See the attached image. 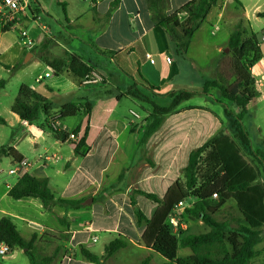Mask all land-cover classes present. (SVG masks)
Segmentation results:
<instances>
[{
  "label": "crops",
  "instance_id": "1",
  "mask_svg": "<svg viewBox=\"0 0 264 264\" xmlns=\"http://www.w3.org/2000/svg\"><path fill=\"white\" fill-rule=\"evenodd\" d=\"M188 1L190 0H168L165 13L167 15L171 14ZM112 2H116L115 7L109 17H106ZM235 2L239 4L240 10L244 14L243 17L247 20V16H245L247 13L246 8L237 1ZM55 3L62 10L63 24L60 17H56L55 20L56 25H60L61 27L54 28L51 25L43 24V21H47V19L52 20V17H50L42 0H31L28 13L20 15L19 20L9 30L2 32L0 26V60H3L2 63L5 67L17 64L19 66L17 69H13L14 71L30 65L36 69H40V71H44L46 68L51 70L40 57L46 55L50 58H63L65 53L68 52L78 55L91 68V71L103 74L108 79L107 84L113 79L119 81L120 84L112 83L113 86L110 85V89L92 90L91 92L78 95L74 92V88H60L57 84H48L42 87L40 85L38 88L32 85L20 84V86L27 85L36 90L47 98L54 107H58L63 103L79 105L87 102L90 104L89 114L79 113L84 117L82 122L76 123L69 128L64 124V121L75 117L73 116L60 119L59 123L62 128H67V131L79 126V137L83 135L87 125L85 143L89 147V150L83 158L85 160L95 158L96 163L90 166L92 169H89L85 174L87 177L85 178L84 176L85 181L83 180L80 183L75 179L73 174L65 183L62 181V192H60V195L58 197L54 196L55 200H81L79 207L65 208L59 204H54L49 210H46L38 198L12 199L8 196L9 190L7 189V184L9 182H6V184H3V188H0V219L2 217L9 218L22 238H24L22 233L28 238L32 234H36L37 238H39L47 229L57 233L67 232L69 238L65 242L62 241V247L70 251H73L79 244H85L88 239L93 243L97 242L98 237L96 233L102 232L108 233V237L102 242L103 248L112 239L120 236L126 239L128 244L117 252L132 248L134 251H144L146 254L145 258L152 257L153 251L144 247L139 242L144 227L136 224L129 197L118 193L141 190L155 193L159 197H162L167 188L180 177L179 170L186 166L188 153L192 149L199 147L218 133H224L231 138H233L232 135L234 134L231 133L230 135V132L223 128L224 118L220 115L219 110L213 107L210 108L206 104V101L205 103L178 106L172 114L163 119L159 128L145 140L132 133V126L140 117L132 109L128 110L130 120L122 126L113 117V114L122 98L129 99V95L124 94V91L126 92V89L132 86V84L146 89L149 86L155 87L158 89L155 92L161 95L177 91V89L183 86L178 80L181 75L180 65H178V62L173 57L174 55H171V53L177 56L180 55L175 52L174 45L163 28L154 26L145 0H77L74 2L70 0H55ZM226 4H228L227 0H217L216 4L211 7L200 27L192 35L187 51L182 56L185 59L188 58L193 63L197 62L198 53L192 51L195 38H198L196 41L199 45L198 47L201 49L200 55L209 53L207 49L210 40L206 37V23L209 26L213 24L209 32L211 36L219 33V31L223 30V27H228L225 33V40L216 41L213 45L217 55L210 60L214 65L207 68L212 78L203 79L199 89H201L204 81L217 79L218 63L222 60H227L234 75L239 77L233 68L234 54L238 52L237 50L229 51L227 41L238 20L242 19L238 18L236 14H230L227 15L226 20H223ZM249 9L255 18H264L257 17V13L264 11V0L254 2ZM36 13L41 16L39 24L46 27L44 31H41L31 21V17ZM87 19L90 23L89 29L93 33L90 35V38L88 36L83 39L79 36L78 31L86 26L87 22L85 21ZM21 30H26L30 37L34 38L33 45L29 50L24 49L19 41ZM251 32L247 31L248 34ZM91 38L94 41L91 42V47L98 50L99 53L107 52L109 54L108 68L104 65L102 67H105V69L102 70L98 66L101 64L89 57L91 53L86 41H90ZM75 40L79 42L77 49L73 45ZM256 40L262 57L249 68L250 70H253L264 62V49L261 47L264 42ZM83 45L86 46L83 49L85 56H81L77 52L78 49L82 51ZM56 47L62 49L61 56L52 53ZM226 49L227 52H225ZM247 52L245 49L243 57L238 53L239 58L244 61ZM146 54L152 57L153 62H150L146 58ZM45 74L48 73L45 72L42 78L49 77V75L45 76ZM57 75L74 78L67 72ZM38 76H41V74H37L34 77V82L39 84L40 80H36ZM75 81L81 88L94 87L93 85H82L76 79ZM208 95L205 98H209ZM220 98L221 101L217 100L213 103L222 105L223 99L221 95ZM238 111L239 108L231 112L235 114ZM9 112L4 117L0 116L4 120V124L9 125L8 119H11L13 123L21 127L30 125L21 121L11 110ZM132 113L136 114L137 117H134ZM119 124L122 126L121 128H119ZM36 128L43 131L37 126ZM123 132H126L127 135L120 137ZM51 137V140L38 136L33 137L31 139L33 154L30 158L17 150L15 144L19 138L16 137L9 147L13 148L22 156V160L28 163L26 173L37 178H46L48 186L53 193V177H65L66 171L74 165L77 156L73 153L74 144L71 141L56 140L52 134ZM63 146L68 147L69 156L63 160L64 163L61 166H58L60 159L64 157L61 154ZM40 149L42 150L41 152H39ZM142 154L150 155L154 163L153 167L145 162L141 156ZM135 155H137V162L132 163ZM117 157H120L122 160L121 169L116 175V181L122 184L121 189L116 188V184H109L110 182L107 181L108 176L106 175L108 164L116 160ZM98 158L102 160L101 163L97 161ZM12 162L15 164L13 159ZM50 172H54V175L50 176ZM108 189L114 190L116 194L105 198V196L103 197L104 193L101 195V192L108 191ZM89 196L92 197V202L94 199L97 200L98 205L83 203ZM135 202L147 218L152 216L156 208L155 203L145 199L141 195L136 197ZM87 216L88 218H86ZM14 219L21 221L20 228H17L13 222ZM186 228L190 232L192 230L194 233L197 232L194 231L195 229H191L190 226H186ZM110 234H114V236ZM54 247V245L47 246L44 252L51 255L54 252ZM182 250L183 256L191 254L188 248H182ZM60 254L61 252L49 264H94L84 260L82 256L79 257V260H72L70 256H63L60 260ZM102 255V252L98 254V256ZM149 264L151 263L149 262Z\"/></svg>",
  "mask_w": 264,
  "mask_h": 264
},
{
  "label": "trees",
  "instance_id": "2",
  "mask_svg": "<svg viewBox=\"0 0 264 264\" xmlns=\"http://www.w3.org/2000/svg\"><path fill=\"white\" fill-rule=\"evenodd\" d=\"M154 26L161 27L174 45L175 52L185 55L189 41L194 32L200 27L217 0H190L180 8L166 14L168 0H145ZM116 2H112L106 14L109 17ZM257 17H264V11L257 13ZM1 26L2 32L10 29ZM247 31L241 24H236L227 41L229 51L237 50L243 57L246 49L248 55L244 58V66L249 69L258 60L262 53L255 35ZM114 54V53H113ZM40 59L57 75L67 72L78 83L91 72V68L74 53L66 52L63 58H50L42 55ZM14 65L12 69H17ZM218 77L214 80L204 81L200 90H179L167 93L171 99L167 107L152 105V111L146 118V125L142 139H147L161 125L164 117L196 95H208L211 90L217 89L223 100L235 104L239 111L235 113L237 124L234 137L218 133L199 147L192 149L187 156L186 166L166 190L162 197L155 193L141 190L132 191L156 204L150 218L136 206L133 196L129 199L133 208L135 222L143 226L140 244L151 249L165 259L162 264H249L259 251L256 246L264 241V181L258 182L259 172L243 157L241 148L249 149L248 133L241 123L246 106L255 98L253 79L242 80L234 75L227 60L218 63ZM231 81V82H230ZM150 90H158L149 86ZM12 113L28 124H35L39 129H46L56 140L65 141L68 133L62 129L54 132L50 129L48 118L56 113L60 119L76 116L79 113L89 114L90 104L79 105L63 103L54 107L47 98L33 88L21 85L10 106ZM40 117L44 123L39 124ZM0 117V124H4ZM39 124V125H38ZM80 127L73 129L78 135ZM87 125L83 135L74 145L73 153L84 157L89 150L85 143ZM1 152L12 157L15 163L22 160V156L13 148L0 149ZM216 194V198H213ZM8 196L18 200L22 198H38L44 209L49 210L54 204L65 208H77L81 200L54 199L46 178H37L28 173L23 174L9 189ZM192 199L193 202L184 207L180 216L185 221H201L208 230L205 232H190L187 228L173 233L168 225V217L180 201ZM234 200L238 217L233 218L235 226L228 221L216 219L215 215L228 200ZM67 232H54L45 230L37 238L32 234L28 240L22 238L12 221L7 217L0 219V243H5L10 250L21 249L27 256L30 264H49L55 256L63 250L64 256H74L75 250L63 248L62 241H67ZM36 243L43 244V248L54 245L51 255L40 257ZM128 241L117 236L104 246V254L97 256L87 249L79 246V254L86 261L94 264H104V260L114 255L118 250L125 248ZM188 248L191 254L178 256V249ZM45 249V248H44ZM44 249L42 252H44ZM264 250V248H263ZM150 258H144L140 264H149Z\"/></svg>",
  "mask_w": 264,
  "mask_h": 264
},
{
  "label": "rangeland",
  "instance_id": "3",
  "mask_svg": "<svg viewBox=\"0 0 264 264\" xmlns=\"http://www.w3.org/2000/svg\"><path fill=\"white\" fill-rule=\"evenodd\" d=\"M42 1L44 2V5L46 6V10L49 12L50 17H52V20L47 19V21L46 20L43 21L44 22L43 24L51 25L54 28L61 27L60 25L59 26L56 25V22H55L56 17H60L61 23L63 24V15H62L61 7L56 5L55 0H42ZM70 1L74 2L77 0H70ZM235 1H237L238 3H240L242 6L246 8L247 13L245 16H247V20H245V18L243 17L244 14L240 10L239 4H237ZM260 1L261 0H227L228 4H226L224 7V12H223L224 19L223 20H226L227 15L236 14L238 18L242 19V20H238V23L241 21V24L244 27V29H246L248 32L252 31V33L256 36V39H258L260 42H264V18H255V16L252 14L251 10L249 9L250 6L254 2H260ZM40 17L41 16L36 13L34 14L33 17H31V21L33 22V24L39 27L41 31H44L46 27L44 25L39 24ZM85 22H87L86 26L78 31L79 36H81L83 39H85L88 36L90 38V35L93 33V31L89 29V26H90L89 20L87 19ZM205 25L207 27L206 37L210 40L209 47L207 49L209 53H207L206 55H200L201 49L200 47H198L199 45L197 44V41H196L198 38H195V42H194L195 44L192 48V51H196L198 53L197 62L193 63L188 58L185 59L182 56H177L171 53V55H174L173 56L174 59L178 62V65H180V68H181V75L179 76L178 80L183 84V86L177 89V91L179 90H200L199 87L201 86L203 79L212 78L211 77L212 75L207 68L209 66L212 67L214 65V63L212 64L210 60L214 56L217 55L213 45L216 43V41L225 40L224 39L225 33L228 27L227 26L223 27V30L211 36L209 32L211 28L213 27L212 26L213 24L209 26V24L206 23ZM248 35L249 34L247 33L246 37H248ZM86 42L89 44V45L87 44V47H89V51L91 53V55L89 54V57L96 62L98 61L99 64H101L98 66H100L99 68H101L102 70L105 69V67H102L104 65L107 66L108 68L109 54L107 52L99 53L98 50L91 47L92 45L91 42H94L92 41V38L90 41L88 40ZM78 43L79 42L77 40L73 42V45L76 46V49H77V46L79 47ZM85 47L86 46L83 45L82 51L78 49L77 52H79L78 53L79 55L85 56L84 50H83ZM261 47L262 49H264V44ZM52 53L57 54L58 56H61L62 49L60 47H56L53 49ZM247 55H248V52L246 56ZM2 61L3 60H0V116L1 117L2 116L4 117L7 112L10 113L9 106L13 102V99L18 92V89H19L18 87L22 83L27 84V85H32L35 88H38L40 85L42 87L48 84H57L60 88L72 87L75 89L74 92L76 93V95L84 94L86 92H91L92 90L94 91V90H99V89L100 90L108 89L110 85L113 86L112 83L120 84L119 81H117L116 79H113L112 81H110L111 84L110 83L107 84L106 82L108 81V79L103 74L95 72L100 76V81L97 83L91 84L94 86L93 88L92 87L81 88L76 84L75 79L71 78V76L68 77L65 75H61V76L54 75L52 71L47 68L44 69V71H40V69H36L32 65L28 67L26 66L24 68L22 67L21 69L14 71L12 69L13 65L10 67H5ZM233 68L239 77L245 80L248 78H252L254 81L253 89L256 95H255L254 100L251 101L246 106L247 112L244 114V117L242 120L243 128L248 133L249 138L251 140V146L249 149L242 147L241 152H242L243 157L246 159V161L257 169L260 175L258 182L262 183L264 181V142H263V138H264V62L263 64H259L258 66H256L253 70H250V69L245 68L244 61L241 60L239 58L238 53H236L234 54V58H233ZM45 72L48 73L49 77H43L39 81L40 82L39 84L35 83L34 77L37 74H41V76H44ZM155 91L146 89V88L136 87L135 84H132V86L126 89V92L124 91V94L129 95V99L124 97L120 100L118 107L114 111L113 117L116 118V120H118L123 126L125 123H128V121L130 120V115L128 113V110L132 109L135 113L139 114L140 116L138 118V121L134 123L132 126L133 128L132 133L142 137L143 131L146 125V118L152 111V105L156 104L160 107H167L171 101V99L169 98L167 94L161 95ZM205 96L206 95L203 96V94L193 96L189 100L183 101L178 106L205 103L206 101V104L209 105L210 108L213 107L219 110L220 115L222 116V118H224L223 128L227 129L230 132L229 133L230 135L231 133L235 134L237 119L235 117V114H233L231 111L238 110V107L233 103L225 102V100H223L222 105H218V104L216 105L215 103H213L214 101H217V100L221 101L220 93L219 91H217V89H213L210 92V94L208 95L209 98H205ZM170 114H172V112ZM170 114H167L164 117V119L167 118L168 115ZM52 115H56V113ZM83 118L84 117L82 114H77L75 117L65 120L64 124L67 125L69 128H71L76 123L82 122ZM43 121H44V118L40 117V120L38 123L39 124L44 123ZM8 124L9 125H6V124L0 125V149L1 148L7 149L9 146H11L12 141L17 137L19 138L17 139V142L15 144L17 150L25 154L28 158H30L33 154L32 152L33 145L31 143V139L33 137L38 136L40 138L49 139V140H51L52 138L51 134L48 131H45L46 129H41L43 131H40L36 128L34 124L25 125L24 127H21V126L16 125V123H13L11 119H8ZM45 125H49V122L48 124H45ZM122 126H120L119 124V128H121ZM63 129L67 131V128L64 127ZM68 131L73 132V129H69ZM121 132H122V129H121ZM126 135H127L126 132H123L120 137H124ZM232 136L234 137V135ZM69 141H72V140H69ZM41 151L42 150L40 149L39 152ZM61 154L64 157L63 159H60L58 166H61L64 163L63 160L67 156H69L68 147L63 146V148L61 149ZM141 156L144 158L145 162L148 163L149 166L153 167L154 163L152 159L150 158V155L142 154ZM141 156L139 155V157ZM97 161H99L100 163L102 162V160H99V158L97 159ZM136 162H137V155H135L134 161L132 163H136ZM95 163H96L95 158L85 160L83 157L77 156L74 162V165L68 171H66L65 177L64 176L53 177L52 185L54 189L52 191H53L54 196L58 197L60 195V192H62L61 190L62 181H64L65 183L67 179L73 174H74L75 179L79 181L80 183L83 180L85 181V178H87L85 174L87 173L89 169H92L90 166H93ZM121 163H122V160L120 159V157L119 158L117 157V159L114 160L113 162H110L106 168L107 170L106 175L108 176L107 181L110 182L109 184H116V188H119V189L122 188V184L119 181H116L117 180L116 175L119 173L121 169ZM14 167H15V164L12 162L11 157L5 153H2L0 150V188H3L4 186L3 184L4 183L6 184V182L14 183L16 181V176L10 175L8 173V170ZM181 171L182 169L179 170V176H181ZM49 175L53 176L54 172L52 173L50 172ZM54 180L56 181L54 182ZM102 194H103V197L105 196V198H108L110 195H114L116 193L114 190L108 189V191L101 192V195ZM118 194L126 196V197H129L131 194L134 200H136V197L138 196V194H134L133 192H125V191L119 192ZM91 200H92V197L89 196L83 201V203H88L89 205H92V204L98 205L97 200L94 199L93 202ZM191 201L192 199H189V202ZM181 211L182 209L179 210V216H180ZM238 216H239V213L237 211L235 202L232 199L228 200L223 205V207L219 210V212L215 215L216 219L221 220V221H228L232 224V226L236 225L235 222H233V218L238 217ZM86 218H88V216ZM13 222L16 224L17 228H20V225L22 224L21 221L14 219ZM180 223L183 224V228L178 227L176 231H173V229L171 228L173 233H178L180 229L183 230L186 228V226H190L191 229H195L194 231H197V232H204L208 230V228L204 224H202L201 221H196V222L185 221L184 219H182L181 216H180ZM22 234L25 239L27 240L29 239L27 236L24 235V233ZM96 235L98 237L97 242L93 243L91 242L90 239H88L85 244H79L74 249L75 255L70 256V259L79 260V257H80L79 250H78L79 246L87 249L88 251H90L91 253L97 256L100 252L104 254V248L102 247V242L105 240L106 237H108V233L105 234V233L100 232V233H96ZM110 235L114 236V234H110ZM36 246H37L36 248L38 252L39 253L41 252L39 254L40 257L46 255L45 252H42L43 249L46 248V247L43 248V244L36 243ZM255 248L259 251V254L254 259H252L249 264H264V250H263L264 241L259 243ZM62 254H63V250L61 251V254H60V260H61V257L64 256ZM177 254L178 256H183V250L179 249ZM145 256L146 254L144 251L143 252L134 251L132 248H127L122 251L116 252L110 258H106L104 260V264H139L140 261L145 258ZM151 256L152 257H149L151 264H161L162 262L165 261L163 257H161L160 255L154 252H152ZM0 264H30V263H29L27 256L24 254L23 250L17 248L14 250H10V252H8L6 255H3V256L0 255Z\"/></svg>",
  "mask_w": 264,
  "mask_h": 264
},
{
  "label": "built area",
  "instance_id": "4",
  "mask_svg": "<svg viewBox=\"0 0 264 264\" xmlns=\"http://www.w3.org/2000/svg\"><path fill=\"white\" fill-rule=\"evenodd\" d=\"M30 1L31 0H0V26H14L20 15H25L26 13H28ZM19 41L24 49L29 50L33 45L34 38L30 37L29 33L26 30H21ZM146 58L150 62H153V59L149 54H146ZM167 61L169 60L167 59ZM45 76H48V74H45ZM41 79L42 76H38L36 80L39 81ZM99 81L100 76L94 71H91L81 80V84L91 85ZM132 114L134 115V117H137L136 114ZM59 121L60 118L57 114L52 115L49 118L48 122L52 131H62L63 128L60 126ZM66 132L68 133L66 140H72L71 142L75 145L79 139L78 135L76 136L69 131ZM27 168L28 163L24 160H21L20 162L15 163V167L10 169L8 172L10 175H14L17 177V179H19L23 174L26 173ZM13 185L14 183H8L7 189H11ZM212 197L216 198V194H213ZM190 204L191 202H189V200L180 201L172 210L171 214L168 217V225L173 229V231H176L178 227L183 228V224L180 223L179 210L189 206ZM8 252H10V248L5 243H0V255H6Z\"/></svg>",
  "mask_w": 264,
  "mask_h": 264
},
{
  "label": "water",
  "instance_id": "5",
  "mask_svg": "<svg viewBox=\"0 0 264 264\" xmlns=\"http://www.w3.org/2000/svg\"><path fill=\"white\" fill-rule=\"evenodd\" d=\"M225 52H227V49L225 50Z\"/></svg>",
  "mask_w": 264,
  "mask_h": 264
}]
</instances>
